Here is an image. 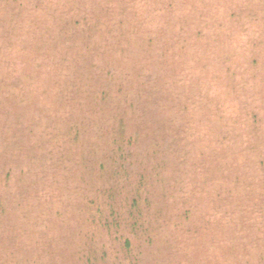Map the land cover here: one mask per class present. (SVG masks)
<instances>
[{
	"label": "rangeland",
	"instance_id": "rangeland-1",
	"mask_svg": "<svg viewBox=\"0 0 264 264\" xmlns=\"http://www.w3.org/2000/svg\"><path fill=\"white\" fill-rule=\"evenodd\" d=\"M35 2L0 0V78L21 69L33 99L0 98L23 123L0 115V264H264V0H67L86 19L64 41ZM90 83L115 116L77 117ZM127 196L147 201L135 228Z\"/></svg>",
	"mask_w": 264,
	"mask_h": 264
},
{
	"label": "trees",
	"instance_id": "trees-1",
	"mask_svg": "<svg viewBox=\"0 0 264 264\" xmlns=\"http://www.w3.org/2000/svg\"><path fill=\"white\" fill-rule=\"evenodd\" d=\"M66 1L61 2V0H36V2H35L36 5H38L39 7L41 6V9L43 10L42 12L44 13V16L46 18L53 16V17H55V18H53V20L56 21V19L59 20L57 13L64 15L62 20L65 21V19H66L65 26L61 25V23L56 24L55 25L56 26V28H55L56 36H55V34H52V37H56L58 40L62 39V37H59V36L68 35L67 31H66L68 29L69 30L72 29V30H74L75 33H77V29H78V26L81 24V21L86 19V16L84 15V13L81 15L69 14V12L73 9V7L70 8V6L68 4H66ZM68 1H72V0H68ZM93 1H95V0H93ZM50 4H56L55 6H57V7L60 5H66L68 8L65 11H59V10L57 11L54 9L55 6H50ZM78 4L83 5L82 2L78 3ZM66 14L70 15V19H69V15H66ZM50 20L53 22L52 18H49L48 19L49 23L51 22ZM169 20L170 19L168 18L167 21H169ZM5 22H6V19H2L0 21V24L5 23ZM166 23H169V22H165V24ZM71 24L75 25L77 29L74 28V26H72ZM96 25H97V27L100 26L97 23H96ZM94 27H95V25H94ZM65 33H66V35H65ZM66 40H67V38H66ZM59 43L60 42H57V44H59ZM26 56L27 55L24 54V55L20 56V58L26 57ZM34 59L38 60L37 64L40 67V71H39L40 73L43 74V72H46L48 74V76L54 77V75H55L54 72L56 71V68H49V66L52 63L51 58H49V59H47V57L40 58L39 54L37 53L36 55L32 56V60H34ZM78 60H79V63L81 64L79 67L80 71L85 72L86 71L85 69L88 68V66L90 64L88 58L83 57V58L78 59ZM17 62L20 63L21 67H23V68L25 67V63H23L24 61L22 59H21V62L20 61H17ZM16 71H17L18 76L15 75L14 72L9 71L8 69L2 73V77L0 78V98L3 96L8 101H11L14 98L15 105L16 104H25V103H28V101L33 100V99H31L32 93L26 91V88L24 86V80H23L24 74H21L22 73L21 69L16 68ZM79 79L81 80L83 78H79ZM78 84H79L78 82L74 83L72 81V83H70V86H68V85H65L64 81H63L62 86L58 88L57 92L54 91L51 101L56 103V104L61 103L64 99H67L68 97L71 96V94L68 93L66 91V89H68L70 92H72L73 88L77 87ZM80 85H81V83H80ZM196 85H197V81L195 79H193V81L191 82V86L195 87ZM8 88L11 89V92L7 91ZM107 91H108V87H107ZM78 92H79L80 97L81 96H83V98L85 97L83 100H81L79 102L80 108L77 110V114H78L77 117L80 118V120H82V121L83 120L84 121L89 120V124H90V123H93V121L91 119H89L90 115H93V116L99 115L102 117H106V114H107V115L112 116V117L115 116L112 111H110V112L108 110L104 111V108L97 102V101H99V98H100V96L98 95L99 90H95L92 83L88 84L86 89H82L79 87ZM100 94L105 95L106 93H104V91H101ZM39 95H41V94H39ZM39 95H37L36 98H39ZM108 96H110V95H108ZM109 100L112 101L111 96H110ZM13 111H15V112H13ZM42 111L44 113H46L48 111V109L46 107H44V109H42ZM96 112L98 114H95ZM0 115H2V119H5V118L10 119L13 122V125H15V122L17 121V119L21 121V124H23L22 120H21L22 112L19 108L16 109V106L13 109H11L9 107L7 109H4V107L0 105ZM109 116H108V120L110 119ZM108 120L105 122L103 121L104 123L102 121L100 122V120H99L98 126H102V129H104V130L107 129L105 127L108 126V128H110V130H112L111 126L108 123L109 122ZM23 126L24 125H22L21 128L16 127V129L17 128L20 129L24 134V138H22V139L18 138V141L19 140L22 141L25 138L28 139L25 135V132L23 131V130H26L25 128H23ZM112 127H114L116 129L112 133L114 140L117 141L119 139H121V140L126 139V138H124V136H125L124 132H126L127 129L125 127L124 121H120L119 125H116V127L113 125ZM68 128H69L68 122H65L63 125L64 132H66V131L68 132V130H69ZM31 132H32V130H31ZM111 132H109V133H111ZM2 133H4V132L0 131V139H2L4 141V143H6L7 138L2 136ZM109 133L106 134L100 130L99 132H97V134H94V136L91 135L90 137H91L92 141L96 139V140L106 142V140H109V135H110ZM20 138H21V136H20ZM91 139L89 138V140H88L90 143L92 142ZM130 142H131V140L128 143H130ZM41 145H42V142H41ZM67 152L69 153V151H67ZM115 152H116L117 158L121 157V159H122L125 157L124 154H122V156H120L121 152H124L123 147H119L117 149V151H115ZM0 155L2 156L3 159L7 158V156L4 154L3 151H0ZM68 155H70V154H68ZM2 171H3V166H0V175H1ZM101 189H103V188H101ZM108 193L110 194V195H108V198L110 201L109 202H107V201L102 202V204H104L105 207H100L101 211L99 212L100 216L98 218H101V217L108 218L109 216H115L117 214V211L116 212L113 211V208L121 206V203H120V201L118 202V197L115 196V193H113L112 191L111 192L108 191ZM133 195L139 196L140 193L134 192ZM137 196L134 197L133 199H130L131 197L127 196L126 199L124 200L126 203L130 202V206H129L130 210L128 212L127 218L129 219V221H131L133 223L134 228L136 227V225L139 224L138 217H140L141 215L144 216L145 207L147 205V201H145V203H146L145 206L140 205L142 202L136 203ZM1 199L2 198L0 197V218H4V213H5L4 212V202L1 201ZM112 200H113V204H114L113 207L109 204ZM107 206H109V207H107ZM92 218H95V217L92 215ZM120 220L121 219L119 216V220L116 221V223H120Z\"/></svg>",
	"mask_w": 264,
	"mask_h": 264
}]
</instances>
